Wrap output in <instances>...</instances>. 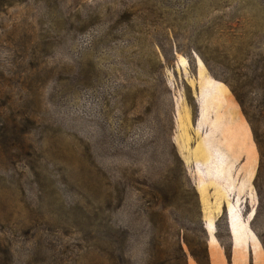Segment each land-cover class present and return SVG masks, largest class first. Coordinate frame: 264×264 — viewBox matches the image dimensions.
I'll return each mask as SVG.
<instances>
[{
	"label": "rangeland",
	"instance_id": "obj_1",
	"mask_svg": "<svg viewBox=\"0 0 264 264\" xmlns=\"http://www.w3.org/2000/svg\"><path fill=\"white\" fill-rule=\"evenodd\" d=\"M202 225L210 264H264V0H0V264H145Z\"/></svg>",
	"mask_w": 264,
	"mask_h": 264
},
{
	"label": "trees",
	"instance_id": "obj_2",
	"mask_svg": "<svg viewBox=\"0 0 264 264\" xmlns=\"http://www.w3.org/2000/svg\"><path fill=\"white\" fill-rule=\"evenodd\" d=\"M190 182V181H189ZM160 189L155 187L151 188V192L148 193L147 208L153 219L150 220V225L153 229V232L156 234V227L158 224L163 223L168 225L170 218L164 213L168 210L175 209L174 205V196L170 195L168 192L163 195L166 205L163 204V201L159 193ZM174 199V200H173ZM190 204L191 201H188ZM158 218H161L158 220ZM176 221H174L175 223ZM169 227H172L171 223ZM208 233L206 228L201 226V236L199 237L196 247H193L188 235L182 234L178 236V239L174 243H170L167 239L159 240L154 236L153 248L158 254L156 257H151L148 259L145 264H188L187 262V252L185 246L188 248L189 253L195 259L197 264H210L209 252L207 247ZM226 256L228 260H231V249L226 251Z\"/></svg>",
	"mask_w": 264,
	"mask_h": 264
},
{
	"label": "water",
	"instance_id": "obj_3",
	"mask_svg": "<svg viewBox=\"0 0 264 264\" xmlns=\"http://www.w3.org/2000/svg\"><path fill=\"white\" fill-rule=\"evenodd\" d=\"M229 228H230V233H231V238H232V242L234 243V236H233V231H232V228H231V224L229 223ZM249 229L250 228V225H249ZM252 230V229H251ZM256 235V234H255Z\"/></svg>",
	"mask_w": 264,
	"mask_h": 264
}]
</instances>
